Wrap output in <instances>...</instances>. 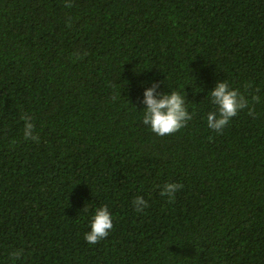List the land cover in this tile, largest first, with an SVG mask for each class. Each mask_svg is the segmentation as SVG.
Instances as JSON below:
<instances>
[{"label":"trees","instance_id":"16d2710c","mask_svg":"<svg viewBox=\"0 0 264 264\" xmlns=\"http://www.w3.org/2000/svg\"><path fill=\"white\" fill-rule=\"evenodd\" d=\"M223 81L256 115L221 134ZM153 83L186 96L187 127L143 124ZM0 264H264V0H0Z\"/></svg>","mask_w":264,"mask_h":264},{"label":"clouds","instance_id":"9594fccd","mask_svg":"<svg viewBox=\"0 0 264 264\" xmlns=\"http://www.w3.org/2000/svg\"><path fill=\"white\" fill-rule=\"evenodd\" d=\"M73 5L69 2L66 7L71 8ZM70 26V25H69ZM84 55H87L85 52ZM160 85L153 83L151 88L144 92L142 103L146 105L143 115V124L150 126V130L158 136L172 135L187 127L188 122L193 119L186 107V96L181 95L178 91H171V94L161 93L158 91ZM257 93L259 89L256 90ZM212 103L217 106V111L210 112L207 116V125L210 129L218 133H223L224 128L230 121L238 116L241 110L249 109L248 115L255 116L254 107L249 106L250 102L240 90L230 87L227 81L218 82L215 89L210 93ZM260 96L253 95L251 102L259 103ZM24 120V139L32 140L39 143V135L35 132L33 117L25 114ZM15 145L16 141L13 140ZM184 187L183 184L168 183L163 186L162 196L169 197V202H173L176 193ZM133 205L137 212H144L149 207L148 201L143 196L135 198ZM85 207L82 211H87ZM114 227V218L107 205L97 208L92 218L90 231L85 233L84 239L91 245L99 243L107 238ZM23 255V249L13 251L11 259L19 260Z\"/></svg>","mask_w":264,"mask_h":264}]
</instances>
